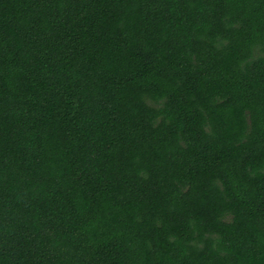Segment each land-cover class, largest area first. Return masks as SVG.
Segmentation results:
<instances>
[{
  "label": "trees",
  "instance_id": "16d2710c",
  "mask_svg": "<svg viewBox=\"0 0 264 264\" xmlns=\"http://www.w3.org/2000/svg\"><path fill=\"white\" fill-rule=\"evenodd\" d=\"M0 264H264V0H0Z\"/></svg>",
  "mask_w": 264,
  "mask_h": 264
}]
</instances>
